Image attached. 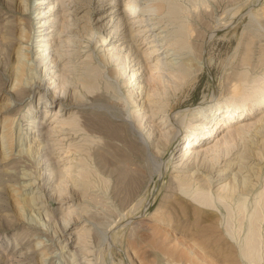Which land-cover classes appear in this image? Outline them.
I'll list each match as a JSON object with an SVG mask.
<instances>
[{
    "label": "rangeland",
    "instance_id": "rangeland-1",
    "mask_svg": "<svg viewBox=\"0 0 264 264\" xmlns=\"http://www.w3.org/2000/svg\"><path fill=\"white\" fill-rule=\"evenodd\" d=\"M63 1L65 8L69 7V12H72L73 0ZM100 1L102 0H91L92 20L102 12L99 10ZM120 1L114 0L118 7L123 5ZM158 1L160 0H150L148 5H156ZM213 1L205 0V4L204 0L163 1L164 8L157 27H166L165 34L171 38L177 30H181L180 38L186 40L189 47V50L183 52L184 58L188 57L192 74L177 88L166 82L157 85V79H162L164 74H156L157 69H152L154 71L151 73V67L159 53H152L146 59L144 51L149 47L146 44L149 35L142 37L145 28L141 27L143 24L139 22L140 16L132 19L131 15L129 20L126 19L127 15L123 16L128 30L135 36L131 42L136 49H131L132 52L128 54L129 61L132 62L130 61V71L127 73L131 74L138 65L142 66L138 77L140 85L144 86L141 100L146 101L141 106L144 118L138 121L133 119L135 107L123 100L127 93L123 87L125 76L120 78L110 75L109 70L115 64L111 62L108 66L104 65L99 58L101 48L96 43L98 31L94 26L92 35L86 36L81 46L77 44L80 40L70 32L64 31V35L59 38L54 36L56 33L51 35L50 39L54 38L51 51L59 61L56 67L50 65L53 68L49 70H53L56 77L53 87L57 90L55 98L58 97V100L50 102V91L54 89L47 88V82L52 80L48 76L41 77L42 68L39 67L35 71L40 74L38 79L46 93L44 99L35 96L30 102L32 106L27 102L19 103L20 96L10 92L13 84L14 47L3 38L0 40V264H73L70 253L59 251L64 246L77 247L78 262L81 264H264V195L257 205L259 209L255 206L258 194L264 189V155L261 166L259 165L260 183L254 191L241 198L234 196L231 200L224 201V206L218 204V208L214 209L217 216L214 217L196 209V205L178 191L177 183L173 180L174 166L179 161L184 140L190 131L188 125L192 111L200 106L218 105L224 111L226 108L223 102L230 99L232 85H236L239 90H249L264 82V0ZM16 3L17 0H0V39L3 36L1 25L6 22L1 21L4 18L9 21L18 19ZM31 3L30 0L25 19L30 21V36L34 42L36 25L32 19L36 7ZM204 7L205 12L202 10ZM59 14L57 20L61 16L69 17L63 12ZM160 31L162 29L155 33ZM126 35L127 33L124 36ZM126 43L123 42V48ZM28 46V54L35 57L32 45L28 43ZM78 48L79 56L76 55ZM127 49L124 55L127 54ZM87 55L91 58L93 67L102 72L96 79V91L102 96L82 92L81 87L76 86L74 90L78 93L77 97L61 102L67 89L73 86L70 84L73 77L78 73L73 69L78 68ZM26 59L24 61L27 65H31L32 61ZM62 81H66L63 85L66 90L60 89V92L56 84ZM149 85L160 87L157 88L158 92L163 91L159 95H151L153 92ZM146 91L151 93L148 97L145 95ZM149 100L152 103L147 107ZM160 103L166 104L163 109L166 112H159L153 119L149 118V110L157 109ZM29 106L30 110L26 113ZM61 109L64 111H60ZM261 112L264 109L256 111L254 119L243 124H255L261 117ZM31 114H35L40 121L42 117L44 126L47 127L46 138L50 142H47L46 150L41 143L37 154L27 151L29 143L35 144L34 148L38 149L36 136H24V128L28 123L26 120ZM162 115L163 119L160 118ZM166 116L170 126L163 129L160 124ZM69 117V126L59 125V121ZM150 125L156 127L149 138V142L154 144L160 137L158 129L161 133L169 130L172 132L162 137L164 147L158 150L151 145L148 147L145 141L144 136L151 132ZM2 132L4 139H1ZM254 133L252 128L234 139L235 148L228 155L227 162H234L243 146H259L257 141L262 137L253 135ZM222 136L223 134L218 135L209 147ZM3 143L4 146L1 145ZM45 151L49 152V158L45 159ZM206 156V161L208 159L209 162L212 154ZM197 159L199 157H196V161ZM223 165L224 161H221L215 170L222 169ZM80 168L86 171L85 180L92 183V188L81 198L76 192L74 194L71 186ZM26 183L33 185L25 188ZM33 193L41 196L36 202L29 198ZM29 199L33 206L26 202ZM240 201L243 202V210L239 207L242 204ZM255 207L259 219L255 222L258 224L254 230H258L259 243L249 262L240 259L237 244L242 243L247 234L249 218ZM66 212L72 215L73 220L63 224L61 219ZM55 219L59 220L58 224L64 229L61 238L59 227L53 223ZM70 233L73 235L65 241Z\"/></svg>",
    "mask_w": 264,
    "mask_h": 264
},
{
    "label": "bare ground",
    "instance_id": "bare-ground-1",
    "mask_svg": "<svg viewBox=\"0 0 264 264\" xmlns=\"http://www.w3.org/2000/svg\"><path fill=\"white\" fill-rule=\"evenodd\" d=\"M29 1L30 0H17L16 17H18V19H16L15 21H9V20H6L4 18V20L1 21V22L6 21V22L2 23V25H1L2 30H3L2 31L3 36L1 37L0 40H2V38H3V40H6V42H8L9 44H13V47H14L13 48L14 57H13V67H12V77H13L12 82H13V84L10 88V92H13L15 95L20 96V100L18 102L21 104L24 102H27L28 105L31 104L30 102H31V100H33V98L35 96L36 97L38 96V97H41L44 99L46 89H44L42 87V82H41V80L38 79V76L40 74H41V77L42 76H44V77L48 76L49 79L52 80L51 82L50 81L47 82L48 83L47 88L54 89V90L50 91V93L52 92L51 98L48 97L51 99L50 102L52 103V102L58 100V97L55 98V93L57 90H56V88L53 87L54 86L53 81L54 82L56 81V79H55L56 77L53 74L54 71L49 70L50 68H53V67H49L50 65H54L56 67L57 61H59L58 60L59 58L56 55L52 54V51H51V49L53 48L52 44H54V43H51L52 40L54 39L53 37H52L53 39H50L51 35H53V33H56V34H54V36H56V38H59L60 36L64 35V33H63L64 31L70 32L73 34V36H76V38H78L80 40L79 42H77V44L79 46H81L83 44L84 38L86 36L88 37V36L92 35V29L94 26L98 31V35H97L98 38H97L96 43L99 44V47L101 48V50L99 52V54H100L99 58H100L101 62L107 66L111 62H113L115 64L114 68L109 70L110 75L117 76L120 78L125 76V82L123 83V87L126 89L127 93L124 96L123 100L125 103L131 105V107L132 106L135 107V109H133V112H132L133 119L138 121L139 119L141 120L142 118H144V114L141 113V110H142L141 106L146 101V100L145 101L141 100L144 86L142 87L140 85V79L138 77L139 70L142 66L138 65V67L135 70H132L131 74H129V72L127 73V71H130V64L132 62L131 60H130L131 62L129 61L130 56L128 57V54H130L129 52H132L131 49H133V48L135 49L134 44L131 42L132 41L131 39L134 38L135 36L132 35L133 32L131 34L130 29L128 30L127 24L125 23L126 19L129 20L130 18H128V17H130L131 15H132V17H131L132 19L134 17L140 16L138 19H139V22L143 24V25H141V27L143 26L145 28L144 35L142 37H146L147 35H149L147 37V40H146L147 41L146 44H148L149 47L147 46L148 48L144 51L146 59H149L151 57L150 55L152 53H159L158 54L159 57L157 56L153 60V64H152L153 66L151 67V71H152V69H157L156 74L157 73L164 74V76L161 75V76H163L162 79H160V78L157 79L156 83H159L157 85H160L161 82L162 83L166 82L171 87L177 88V86L180 83L184 82L192 74L189 60H187L188 57L184 58L185 53L183 51L189 50L188 49L189 47L187 45L186 40L180 38V33H181L180 31L181 30H179V31L177 30L175 32V35L171 38L169 36H166V34H165L164 30L166 27H157L160 24V17L162 16V10L164 8V4H163L164 0L158 1L159 3H157L156 5L155 4L154 5L153 4L148 5L150 0H128L127 2H125V0H121L120 2H122L123 5H121V6L119 5V7H118V4L116 5V2H114V0H106V1L102 0V1H100L101 4L99 5L100 6L99 10H102V12L99 13V15L93 20L91 18V13H90L91 0H73V1H71V2H74L73 6H71L73 8L72 12H69V10H70L69 7L65 8V5H63L64 4L63 0H31L32 3H34V5H35L34 7H36L35 10L33 9L34 10V12H33L34 16L32 19L33 21H35V25H36V28L34 30L36 33L34 42H32V37L30 36V29H31L30 21L28 19H25V17H26L25 11H27V9H28ZM211 1H213V0H211ZM202 2L203 1H201V3ZM213 2L215 3V1H213ZM229 2H230V0H229ZM98 3H99V1H98ZM205 3L206 2L204 0V4ZM138 5H141V6H138ZM179 7H181V6H179ZM205 9L206 8L204 7V9H202V10L205 12ZM174 11H176V10H174ZM203 11H202V13H203ZM260 11H263V9H261ZM60 12L65 13V16H69V17L65 18V17L61 16L57 20L58 16L60 15L59 14ZM68 12H69V14H68ZM197 12H198V10H197ZM206 13H208V12H206ZM262 14H264V12ZM124 15H127V18L125 17L126 18L125 21L123 19ZM180 16H181V14H180ZM0 18H1V16H0ZM54 24H57V26L54 27ZM158 29H162V31L155 33V31H157ZM126 33H127V35L124 36ZM68 37H69V35H68ZM74 38L75 37H73V39ZM123 39H126V40L128 39V40L122 41ZM71 41H73V43L75 42V40H71ZM134 41H135V39H134ZM67 42H66V44H67ZM69 42H70V39H69ZM123 42H127L126 46L124 48L122 47ZM28 43L30 46L32 45V47L34 49V56L35 57H31L30 54H28V50H29ZM70 43H72V42H70ZM117 43H119V44H117ZM80 48H78L76 51L77 56L80 55V52H79ZM126 48H128L127 49L128 52H126L127 54L124 55L123 53L126 50ZM133 53H135V52H133ZM25 58H27L26 60H29V61L31 60L32 64L27 65V63L24 61ZM90 60H91V58H89V56L87 55L85 60L80 62V64L78 65V68L73 69V71H76L78 73L76 74L75 77H73L72 83H70L74 87L72 86L71 88L67 89V93L64 92L66 89L64 90V88H63V85L66 84V81H62L61 83L56 84V85H58V89H59L58 91L61 92L60 89H63L64 91L62 90V92H63V94L65 93L63 96V100H60L61 102L65 101V99L66 100H74L77 97L76 94H78V93H76L74 90L76 86L81 87L82 90H80V91H82V92L85 91L86 93H94V96H98V97L102 96L101 93L96 91L97 90L96 79H97V76L99 74H102V72L101 71L99 72L95 67H93ZM29 63H31V62H29ZM132 66H134V65H132ZM195 66H197V65H195ZM39 67H41L42 70H40V74H37L35 69H37ZM59 67H61V66H59ZM145 67H146V63H145ZM59 71H62V70H59ZM153 71L151 73H153ZM149 73H150V71H149ZM59 76H60V74H59ZM68 78H69V76H68ZM164 78H166L167 80H164ZM104 85H105V83H104ZM152 85L151 86L149 85V88L152 89L153 94L146 91L147 92V94H145L146 97H148L149 94L159 95L158 93L161 90L158 92L157 88L159 89L160 87L157 86V88H156L155 85L154 86H152ZM230 95H231L230 99H228L226 101L223 100V101H225L223 103H224L225 108H226L224 111H221V107L219 105L217 107L200 106V107H198L192 111V113L190 114L189 125H188V126H190V131L186 135V139L184 140L185 144L183 145L181 155L179 156V161L177 162V165L174 166V173H173V180L177 183L178 191H180L182 194H184L185 198H188L191 202H193L196 205V209H198L200 212H206L207 214H209L210 216H213V217L217 216L216 213L214 212V209L218 208V204H221L224 206V204H225V203H223L224 201L231 200L234 196H236L237 198H241L242 196H248L252 191H254L256 185L258 183H260V175H261L260 163H261V160H263L262 157L264 155V112H261V117L256 121L255 124H249V125L243 124L244 122H247V121H250L251 119H254L256 111H260V110L264 109V82L262 83V85H254L249 90H242V89L239 90V88L236 85H232L231 89H230ZM86 96H87V94H86ZM59 97H60V93H59ZM151 103L152 102H150V100H149L147 107H150ZM60 105H61V103L59 104V106ZM165 105L166 104H164V103H160V104H158L157 109H153V108L150 109L149 110V113H150L149 118L153 119L154 116L159 115V112L164 113L165 110H163V109H164ZM31 106H32V104H31ZM31 106H29L26 109V113L29 112ZM144 106H146V105H144ZM62 110L63 109H61L60 111H62ZM86 115H88V114H86ZM94 115H96V114H94ZM45 116L46 115L44 114V118H45ZM103 116H105V115H103ZM101 118L104 119V117H101ZM160 118L163 119L164 115H162ZM167 118L168 117L166 116V119L164 121H161L160 126H163V129L170 126V123L167 121ZM70 119H71V117H69L68 119L61 120L58 123H61L59 125L69 126L71 124ZM84 119H87V118L85 117ZM26 121L28 123L25 125L26 129L24 128V131L26 132L24 136L26 137V136L32 135L33 138L36 136V138H37L36 141L38 140L37 144H36L38 149L34 148L35 144L31 145L29 143L27 151H29V153L31 152L33 154H37L39 152V148H40L39 146L41 145V143H43L45 145V146H43V145L42 146L46 150V147L48 145L47 142H49V141L46 138V129L45 128H47V127L44 126V123H43L44 120L42 121V117H41V121H40V120H37V117L35 114H31L29 116V118H27ZM86 121L88 122V120H86ZM50 122H52V121H50ZM129 124H131V123H129ZM142 124L143 123H141V125ZM89 125L91 126V124H89ZM92 126H95V124ZM150 126H151V128H150L151 132H149L146 136H144L145 141H146L148 147L151 145V147L158 150L160 147H164L162 137L165 135H169L170 133L172 134V132H171V130H169L167 132L165 131V132L161 133V131H159V129H158V133H160V137H159V140L155 141V144H154L152 141L149 142V138H150V134L153 131H156V127H154L153 125H150ZM118 127H119V125H118ZM113 128H114V124H113ZM122 128H123V126H122ZM252 128H254V132H255L253 135H258L259 137H262L261 140H259V139H258V141L256 140L259 143V146H255V148H250L251 144L248 146H243L242 151L240 152L239 156H237V158H235V160H233L234 162H231V161L227 162V159H229L228 155L235 148V145L233 143L234 139L236 137H238V135H240V133H244V132H245V134L248 133V130L250 131V129H252ZM120 130H121V128H120ZM118 131H119V129H118ZM27 132H29V133H27ZM251 132H253V131H251ZM220 134H223V136L220 138V140H216L215 144L213 146L209 147V145ZM173 135H174V133H173ZM1 136H2L1 139H4L3 132L1 134ZM249 137L253 138V136H251V135ZM31 143H32V141H31ZM203 143H205L204 146L202 145ZM1 145L4 146L5 144L3 143ZM203 147H205L206 149H203ZM1 149H2V147H1ZM23 150H24V148H23ZM19 152H20V150H19ZM23 153H26V152L23 151ZM209 153H211L212 156H211L209 162H207L208 159L206 161V158H207L206 155ZM33 154H31V155H33ZM202 156H203V158L201 159ZM101 157H102V155H101ZM196 157H199V160L197 159L198 161H196ZM46 158H49V152H47V151H45V159ZM102 160H104V159H102ZM204 160H205V162H204ZM46 161H49V159ZM221 161H224L223 168L219 169L218 171L215 170L219 166ZM54 164L57 165L56 163H54ZM55 168H53V169H55ZM42 174H43V172H42ZM55 174H56V172H55ZM25 175H27V173ZM86 176H87V174H86V171H84V168H80V171L77 172L76 177L74 176L73 183L71 185L73 187L74 194L76 192V194L79 195L80 198L83 195H85V193L92 186L91 185L92 183L89 184V182H87L85 180ZM96 178H97V176H96ZM32 185L33 184H27L26 183V185L24 187L25 188H31ZM70 190H72V189H70ZM74 190H76V191H74ZM263 195H264V189L262 190V192H260L258 194V196H257L258 200L255 201V206L258 205V203H259V201ZM79 196H78V198H79ZM29 198H31L34 202H36L37 200H39L41 198V196H39L37 194L35 195V193H33L32 196ZM27 199H28V197H27ZM31 199L26 201V202L30 203V205L32 203ZM240 203H242V204L239 207L242 208L243 202L240 201ZM31 206H33V205H31ZM226 207H227V205H226ZM17 208H19V206ZM228 208L225 210H228ZM257 208H258V206H257ZM257 208L255 207L254 212L251 215L249 214L250 218H249V223H248V230H247L246 236L243 239V242L237 244V249H238L237 252H238L240 259L244 260V261L247 260L249 262L252 261L253 252H254V250H256V246L259 243L258 242L259 233H257L258 230L257 229L254 230V228L257 227V224H258V223L256 224L255 222L258 221V219H259V216L256 213ZM242 210H243V208H242ZM36 212H37V210H36ZM242 212H244V211H242ZM20 214L22 215V213H20ZM71 216L69 215V212H66L64 215H62L61 221L63 222V224H66L65 222H68L70 219H72ZM242 217L244 219V215ZM243 219H242V221H243ZM261 219H262V217H261ZM58 221H59L58 219L57 220L55 219V221H53V223L55 222L57 225L56 227L57 228L59 227L58 233H59L60 238H61L62 237L61 232H64V229H62L63 227H60V224H58ZM61 226H63V225H61ZM231 234H230V236H231V238H233V235H231ZM70 235H73V234L70 233L69 236H67V238H65L64 240L68 241ZM60 250L62 252H63V250H65V253H67V254L70 253L69 254L70 258L72 259V261H74L73 264H81L80 262H78L79 261V258H78V251L79 250L77 249V247L64 246V247H61L59 249V251ZM67 258H69V257H67ZM81 259L82 258H80V260Z\"/></svg>",
    "mask_w": 264,
    "mask_h": 264
}]
</instances>
